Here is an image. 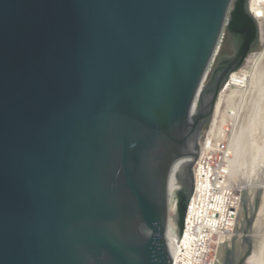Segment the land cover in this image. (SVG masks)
<instances>
[{
  "label": "water",
  "instance_id": "water-1",
  "mask_svg": "<svg viewBox=\"0 0 264 264\" xmlns=\"http://www.w3.org/2000/svg\"><path fill=\"white\" fill-rule=\"evenodd\" d=\"M249 3L0 0V264H173L170 171L261 40Z\"/></svg>",
  "mask_w": 264,
  "mask_h": 264
},
{
  "label": "bare ground",
  "instance_id": "bare-ground-1",
  "mask_svg": "<svg viewBox=\"0 0 264 264\" xmlns=\"http://www.w3.org/2000/svg\"><path fill=\"white\" fill-rule=\"evenodd\" d=\"M249 10L256 17L260 24L262 40L264 36V0H250ZM261 24L263 27V31ZM251 54L247 59L248 64L245 63V67L243 66L244 68L242 67L239 70L233 72V74L230 75L226 86L221 90L222 93L223 90H226V88L232 86L233 84L240 86L241 88L247 87L246 91H243V89L240 90L239 88V91L235 92L237 93V97L239 94V98H241V101L245 102V104H243L244 106L246 105L245 100H248L247 102L250 103V106L249 109L247 108V114L244 112L246 117H239L245 119L244 123L238 124L239 126L235 130V133L233 132L232 139H230V149L229 152L226 153L227 159L225 158V161L227 163L225 171L230 174V177H226V180H228L230 184L232 183L236 185L235 188H237L240 193L239 195H237L232 193L231 190L229 192H226V196H229L227 199L230 203V209L227 208L224 210V219L214 220L212 221V223H210V225H215L216 227H218V229H215V235H217V238L214 240L213 238L203 240V242L206 241L207 247L212 243V241L215 246V248L213 249L214 256L212 257V264H219V256H217L219 252L222 255V253L225 252L227 254L228 250H230L227 249V243H224L226 241L221 242L222 238H228V243H234V248L231 249L235 251H237L235 239L241 234V232L245 233L246 241V230L249 229L250 218L255 219V223L248 232L249 237L251 238L253 251L251 256L247 259L246 263L264 264V109L262 107L264 101V80L263 82L261 81L262 77H264V52L259 56L257 55L258 57L255 56L256 58L254 56H251ZM252 63L253 66L251 65L250 67V64ZM248 67H250L251 70H248ZM205 85L206 84H204L203 86ZM231 98L232 96H229L228 99L223 100L222 97L220 99V103L218 105L216 104V115L220 112L221 103L223 101H226L225 103L227 105L233 104L227 106L228 108L224 113V117H222L223 121L227 120L226 118H228V109H231V106L235 107L234 109H237L239 105L231 103V101H229L232 100ZM234 111L235 113H237L236 110H233L232 112ZM231 116L232 115H229V117ZM221 134H224V132L221 131ZM221 136L219 137L218 142H221V138H223ZM200 141L201 138L199 139L197 159H195L193 156H185L183 158H180L171 168L168 182V206L170 205L171 196H173L174 198L173 201H176L173 203L172 208L169 209V221L167 228L168 234L179 233L177 224V193L180 190H184L186 187V183H188L186 182V180H190L188 178L189 169L193 172L194 192L190 199L191 210L189 214L187 212L186 217L188 228L194 226L195 220L199 221L202 213L204 212V208L199 205V194L205 187V182L212 185V180L210 179V177L212 175L214 176L216 170L211 167L207 168L203 165L205 161L210 160V158L207 156L209 155L207 154V152L209 151L210 154L213 152L214 149L212 148V143L210 142V144H205V148L202 151V145ZM241 200L242 204L239 202ZM259 200L260 206L258 208L257 203ZM231 207H235L236 215L232 214ZM171 212H174L173 217H171L170 215ZM223 220H225L224 223H221V221ZM220 223L221 225H218ZM247 224L248 226L246 228ZM220 229H222V231H220ZM189 230L193 229L189 228ZM183 236L180 237L178 251L182 249V243L184 241L188 240V242H184L187 247V243L191 244L195 239L193 235H190V233L188 231L186 232L185 230ZM247 243L250 246L249 242ZM247 251L245 252V254L247 253ZM243 256L237 257V260L239 261Z\"/></svg>",
  "mask_w": 264,
  "mask_h": 264
},
{
  "label": "built area",
  "instance_id": "built-area-1",
  "mask_svg": "<svg viewBox=\"0 0 264 264\" xmlns=\"http://www.w3.org/2000/svg\"><path fill=\"white\" fill-rule=\"evenodd\" d=\"M219 151L217 154L211 157L210 160L204 162V166L214 168L216 173L212 175V185L210 183H204V188L200 192L199 205L204 208V212L200 220H195V225L189 228L186 222L185 231L189 232L190 235L195 237L194 241L190 244H182V249L175 252L173 256V264H212V257L214 256L213 249L215 248L213 241L207 247L206 241L203 240L213 238L216 239L215 229H218L215 225H210L214 220L224 219L225 209H230V203L226 192L231 190L232 193L239 195V190L235 188L236 185L230 184L226 177H230V174L225 171L227 163L224 159H227L226 153L229 152L230 146L227 142H222V145L218 147ZM217 178V180H216ZM226 181V182H225ZM201 198V200H200ZM192 202V201H191ZM242 204V200L239 201ZM191 210V203H189L188 214ZM235 207H231L232 214H235ZM225 220L221 221L224 223ZM218 224V225H221ZM222 231V229H220ZM184 237V236H183Z\"/></svg>",
  "mask_w": 264,
  "mask_h": 264
},
{
  "label": "rangeland",
  "instance_id": "rangeland-1",
  "mask_svg": "<svg viewBox=\"0 0 264 264\" xmlns=\"http://www.w3.org/2000/svg\"><path fill=\"white\" fill-rule=\"evenodd\" d=\"M261 27H262V24H261ZM262 31H263V27H262ZM263 52H264V36H263V39L260 40V42L258 43L257 47L254 49V51L251 54V56H254V57L257 56V55L259 56ZM234 54H235L234 41L231 38L229 32L227 30H225V33L223 35V39H222V41L219 44V52H218L215 60L213 61L212 65H211L210 75H209L207 81H205L204 84H206L209 81V79L211 77V73L216 68V66L218 65L220 59L222 57H226V56H233ZM246 64H248V61L246 62ZM251 65L253 66V63L250 64V67H251ZM250 67H248V70H251ZM263 80H264V77H262L261 81L263 82ZM239 88H240V90L243 89V91L247 90V87H242L241 88L240 86H237V85L233 84L232 86L226 88V90L222 91V93H221V95L219 97L218 103H217V105L220 103V99L222 97H223V100L224 99L226 100V99H228L229 96H232V98H231L232 100H229V101H231V103L239 104L237 109H234L235 107L231 106V109H228V115H227L228 118H226L227 120L223 121L222 117H224V113H225L226 109L228 108L227 106L233 105V104H228L227 105L225 103L226 101L225 102L223 101L221 103L220 112L216 115V110H215L214 116L207 123V125L205 126L204 131H203V133L201 135V141L200 142H201V145H202V148H201L202 151L205 148V144H207V143L210 144V142L212 143V148L214 149L213 152L211 154H210L209 151L207 152V154H209L207 156L210 159H211L212 156H214L215 154L218 153V151H219L218 147L222 145L221 142H227L228 146H230V142H231L230 139H232L233 132L235 133V130L239 126L238 124H243L244 123L245 119H242V118L246 117L245 113L247 114L249 106H250L249 105L250 103L247 102L248 100H245L246 101V105H245L246 108H245V106L243 105V104H245V102H242L241 98H239V94H238V97H237V93L235 92V91H239ZM244 88H245V90H244ZM238 101L239 102L241 101L240 102L241 104ZM262 107L264 109V101H263ZM232 109L236 110L237 113H235V111L232 112L233 111ZM242 112H243V114H242ZM233 113H235L237 116L235 114H233ZM229 115H232V116L229 117ZM241 116H242V118H239ZM226 121H228V122H226ZM224 122H225V124H224ZM221 131H223L224 134H221ZM221 135H224V136H221ZM220 136L223 137V138H221V142L220 141L218 142V139H219ZM219 143H220V145H219ZM224 161H225V159H224ZM173 199H174L173 196H171L169 209L172 208L173 203L176 201V200L173 201ZM171 201H172V203H171ZM170 215H171V217H173L174 212H171ZM247 226H248V224L246 225V228H247ZM223 241H226L224 243H227L226 244L227 249L234 248V243H230L229 242L230 243L229 244L228 243V238L227 239L226 238H224V239L222 238L221 242H223ZM235 243H236V250H237L236 251V255H237V257L243 256L245 254V252L247 251L248 247H249L248 243L245 241V233L244 232H241V234L235 239ZM217 256H219V264H221L223 262V259H225L226 252L222 253V255L219 252Z\"/></svg>",
  "mask_w": 264,
  "mask_h": 264
}]
</instances>
